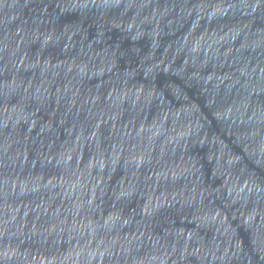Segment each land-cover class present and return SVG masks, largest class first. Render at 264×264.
Segmentation results:
<instances>
[{"label": "water", "instance_id": "obj_1", "mask_svg": "<svg viewBox=\"0 0 264 264\" xmlns=\"http://www.w3.org/2000/svg\"><path fill=\"white\" fill-rule=\"evenodd\" d=\"M0 70L82 264H264V0H0Z\"/></svg>", "mask_w": 264, "mask_h": 264}]
</instances>
